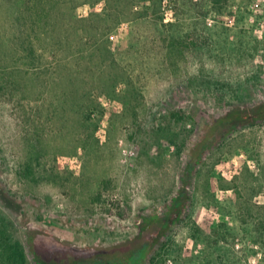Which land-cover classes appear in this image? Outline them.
<instances>
[{
  "label": "rangeland",
  "instance_id": "rangeland-1",
  "mask_svg": "<svg viewBox=\"0 0 264 264\" xmlns=\"http://www.w3.org/2000/svg\"><path fill=\"white\" fill-rule=\"evenodd\" d=\"M217 2L0 0V226L28 264H264V0Z\"/></svg>",
  "mask_w": 264,
  "mask_h": 264
},
{
  "label": "trees",
  "instance_id": "trees-1",
  "mask_svg": "<svg viewBox=\"0 0 264 264\" xmlns=\"http://www.w3.org/2000/svg\"><path fill=\"white\" fill-rule=\"evenodd\" d=\"M37 3H42L43 0H35ZM211 2L214 4L218 3L217 0H211ZM37 5L36 3H34ZM32 12V11H31ZM37 16V14H34ZM30 17L32 18V15L30 13ZM38 17V16H37ZM37 23L40 21L36 20ZM193 38L192 36H185L184 38H178L176 40V45L181 51L188 50L191 45H193ZM177 115V113H175ZM182 194H179L178 197H176L173 200L174 205H179L182 203ZM3 221V220H1ZM0 253L1 256L5 259L6 264H28L26 260V255L23 246L19 241H16L12 239L9 234H7L6 231L0 226Z\"/></svg>",
  "mask_w": 264,
  "mask_h": 264
}]
</instances>
